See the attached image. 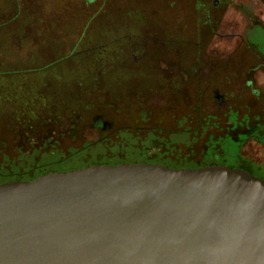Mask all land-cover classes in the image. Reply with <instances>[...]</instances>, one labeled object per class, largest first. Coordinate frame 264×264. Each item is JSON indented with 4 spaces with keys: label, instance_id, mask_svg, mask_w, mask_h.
<instances>
[{
    "label": "rangeland",
    "instance_id": "obj_1",
    "mask_svg": "<svg viewBox=\"0 0 264 264\" xmlns=\"http://www.w3.org/2000/svg\"><path fill=\"white\" fill-rule=\"evenodd\" d=\"M254 10L264 2L0 0V75L17 76L0 78V182L94 163L214 162L223 150L214 90L231 82H205L202 67L218 58L214 29ZM29 77L45 97L34 119Z\"/></svg>",
    "mask_w": 264,
    "mask_h": 264
},
{
    "label": "water",
    "instance_id": "obj_2",
    "mask_svg": "<svg viewBox=\"0 0 264 264\" xmlns=\"http://www.w3.org/2000/svg\"><path fill=\"white\" fill-rule=\"evenodd\" d=\"M0 264H264V180L121 162L3 181Z\"/></svg>",
    "mask_w": 264,
    "mask_h": 264
},
{
    "label": "flooded vegetation",
    "instance_id": "obj_3",
    "mask_svg": "<svg viewBox=\"0 0 264 264\" xmlns=\"http://www.w3.org/2000/svg\"><path fill=\"white\" fill-rule=\"evenodd\" d=\"M249 16L246 22L237 18L231 27L214 29L218 58L202 67V79L231 82L219 87L221 93L214 90L223 150L210 164L240 168L264 180V11Z\"/></svg>",
    "mask_w": 264,
    "mask_h": 264
},
{
    "label": "trees",
    "instance_id": "obj_4",
    "mask_svg": "<svg viewBox=\"0 0 264 264\" xmlns=\"http://www.w3.org/2000/svg\"><path fill=\"white\" fill-rule=\"evenodd\" d=\"M93 1V0H92ZM31 2H29V4H30ZM31 24H35L36 25V22L35 21H33L32 20V23ZM66 26V25H65ZM75 50V48L74 49H72V52ZM72 52L70 53V55H68V56H72L73 54H72ZM69 58V57H68ZM66 58H63L62 60H65ZM62 60H60L59 62H62ZM54 67V66H53ZM53 67H51V68H53ZM54 69V68H53ZM63 70L65 71V69L63 68ZM43 70L41 69L40 71L38 70L37 72H34L36 75L38 74V73H40V72H42ZM63 71V72H64ZM86 71V70H85ZM85 71H84V73H85ZM70 72L72 73V70H70ZM83 72V71H82ZM87 72V71H86ZM65 73V72H64ZM68 73V72H67ZM84 73H81L82 74V76L81 77H85V74ZM35 74H31V77H35L36 79L38 78ZM54 74L58 77V76H62V75H60V73L58 72V70L57 71H55L54 72ZM66 74V73H65ZM13 76V77H12ZM14 76H16L14 73H10V72H6V73H3V74H1L0 75V78H9V77H11L10 79H13V78H17V76L16 77H14ZM31 77H29L30 78V82L28 83V84H26L27 85V89H26V92L27 93H29V100L32 102V104H33V107L31 108L30 106H28V110H26V113L28 112V114L29 115H31L32 116V118L34 119V110H36V107L38 108V103H43V101L45 100V97L43 96V91H39L38 90V88H37V85H36V83H37V80L35 79H31ZM18 78H21L22 79V76H20L19 75V77ZM40 78V77H39ZM14 80V79H13ZM12 82H14V81H12ZM16 84V83H15ZM20 85V84H19ZM14 90H15V92L17 93V96H18V98H19V100L21 101V103H23V104H21L19 107L20 108H23L24 109V107H25V104L27 105L28 103L26 102V100L24 99V97H23V95H26L27 93H22V90H21V87L20 86H18L17 84L15 85V87H14ZM28 101V100H27ZM66 105H68V101H66ZM46 107V106H45ZM46 109H48V107H46ZM13 110H16V109H13ZM22 113H23V110H20ZM51 170H57V169H47V170H39L38 172H36L35 174H33V175H30V176H27V175H21L22 177H19V174H17V175H14V176H12V177H10V178H7V180H14V179H32V178H35V177H37V176H39V175H41V174H44V173H46V172H48V171H51Z\"/></svg>",
    "mask_w": 264,
    "mask_h": 264
}]
</instances>
